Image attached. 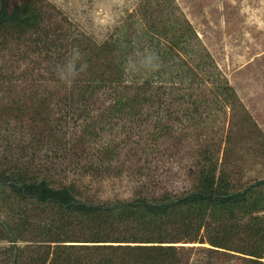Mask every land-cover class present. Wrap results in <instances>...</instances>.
<instances>
[{
  "label": "trees",
  "instance_id": "obj_1",
  "mask_svg": "<svg viewBox=\"0 0 264 264\" xmlns=\"http://www.w3.org/2000/svg\"><path fill=\"white\" fill-rule=\"evenodd\" d=\"M260 132L177 0H139L102 42L0 0V264H264V177H236L232 142ZM116 135L131 156L195 146L191 187L89 198L73 175L110 167Z\"/></svg>",
  "mask_w": 264,
  "mask_h": 264
},
{
  "label": "rangeland",
  "instance_id": "obj_2",
  "mask_svg": "<svg viewBox=\"0 0 264 264\" xmlns=\"http://www.w3.org/2000/svg\"><path fill=\"white\" fill-rule=\"evenodd\" d=\"M48 1L80 33L102 42L139 0ZM177 3L261 131L256 135H233L236 177L242 180L264 177V0H177ZM124 137L114 136L118 156L110 167L101 169V166L96 170L98 173L73 175L89 198L126 200L138 192L181 193L191 187L194 161L189 156L195 146L191 145V149L184 143L173 148L162 146L160 140L141 141L142 149L133 147L136 155L131 156L123 152L127 149ZM222 137L202 135L200 139L209 144L220 139L223 149Z\"/></svg>",
  "mask_w": 264,
  "mask_h": 264
},
{
  "label": "clouds",
  "instance_id": "obj_3",
  "mask_svg": "<svg viewBox=\"0 0 264 264\" xmlns=\"http://www.w3.org/2000/svg\"><path fill=\"white\" fill-rule=\"evenodd\" d=\"M79 55L80 54H79L78 51H74V53H73V60L79 59ZM73 67H74V65H73ZM58 75H59V78L61 80H64L65 82H70V81H68L67 77L64 75V73L62 71Z\"/></svg>",
  "mask_w": 264,
  "mask_h": 264
}]
</instances>
